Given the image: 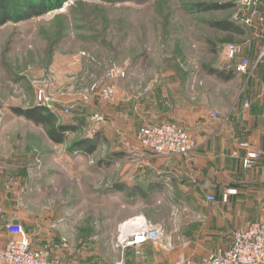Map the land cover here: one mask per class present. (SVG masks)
<instances>
[{"label":"rangeland","instance_id":"374dc122","mask_svg":"<svg viewBox=\"0 0 264 264\" xmlns=\"http://www.w3.org/2000/svg\"><path fill=\"white\" fill-rule=\"evenodd\" d=\"M60 1L54 6L50 0L54 7L40 15L18 18L30 13L22 9L4 20L0 11V227L11 216H23L32 242L38 248L44 243L42 250L52 254L57 243L42 242L35 233L34 221L43 219L44 233L70 250L64 264L162 261L154 245L174 257L182 243L172 237L121 249L140 224L129 218L132 209L126 203L103 194L115 168L130 165V155L114 157L109 152L117 144L97 136L86 160L68 146L88 134L85 126L104 119L114 98L121 97L120 106L129 105L124 97L145 95L164 72L215 70L210 65L221 60L218 47L228 36L218 25L251 12L247 15L239 0ZM15 108H44L58 115V124L81 127L66 131L65 141L57 144ZM158 209L172 211L165 203ZM173 209L178 213L173 218L186 221L183 209ZM58 217L61 223H53ZM176 220L166 222L170 235Z\"/></svg>","mask_w":264,"mask_h":264},{"label":"crops","instance_id":"0c3cea01","mask_svg":"<svg viewBox=\"0 0 264 264\" xmlns=\"http://www.w3.org/2000/svg\"><path fill=\"white\" fill-rule=\"evenodd\" d=\"M259 8L262 20L251 15L250 21L243 23L236 16L218 25L228 36L218 47L221 60L210 65L215 70L164 72L160 84L145 95L124 97L129 105L120 106L121 97L114 98V104L109 102L105 109L104 119L85 126L88 134L79 138L91 140L97 136L110 146L117 144L111 146L109 154L120 157L126 153L132 159L128 167L112 172L114 181L103 198L126 203L132 209L129 218H143L163 231L162 238L177 236L182 243L174 257L154 245L155 251L163 253V260L145 264H201L202 258L229 245L235 228L247 227L264 217V72L258 60L264 43V0H259ZM226 43L238 44L241 55L248 58L244 70L221 67V49ZM163 122L193 134L196 146L191 154L151 150L140 143L141 126ZM68 147L74 155L75 146ZM77 151L83 154V160L92 155ZM111 159L104 158L101 164ZM207 195L214 199L208 200ZM74 202L68 205L74 206ZM163 203L171 205L170 215L158 209ZM15 207L20 209L17 204ZM173 208L183 209L186 221H177L178 213ZM172 219L177 222H171L174 231L170 235L166 222ZM61 221L58 217L53 223ZM34 225L42 242L57 243L52 254L42 250L44 243L38 248L39 244L32 242L26 219L18 215L4 220L0 236L6 238L0 239V245L6 239L27 242L57 264H64L70 250L44 233L43 219L37 218Z\"/></svg>","mask_w":264,"mask_h":264},{"label":"built area","instance_id":"2783aa9c","mask_svg":"<svg viewBox=\"0 0 264 264\" xmlns=\"http://www.w3.org/2000/svg\"><path fill=\"white\" fill-rule=\"evenodd\" d=\"M241 6L262 20L259 8V0H239ZM251 15L239 20L247 23ZM222 68L230 70H244L249 63L247 57L240 53V47L236 43H226L221 49ZM259 60L264 72V43L262 44ZM140 143L151 150H165L172 154L187 156L196 146L193 134L174 123L163 122L159 124L143 125L138 129ZM208 200H213V195H207ZM145 221V220H144ZM163 231L153 227L147 222L138 225L132 231L125 244V248H140L149 242H161ZM0 264H57L56 260L47 257L41 251L36 250L27 242L15 239H6L0 245ZM122 264V261L117 262ZM201 264H264V217L256 219L247 227L235 228L229 245L218 248L208 258H202Z\"/></svg>","mask_w":264,"mask_h":264},{"label":"trees","instance_id":"16d2710c","mask_svg":"<svg viewBox=\"0 0 264 264\" xmlns=\"http://www.w3.org/2000/svg\"><path fill=\"white\" fill-rule=\"evenodd\" d=\"M56 3L54 6L59 5L60 0H53ZM60 1V2H59ZM113 4H118L125 1H134L137 4H145L152 0H108ZM19 5H23L24 8L19 7ZM50 4V0H40L39 2H35L32 0H0V11L2 13V18L4 20L15 18L13 14H21L22 9H27L30 11L29 14H22L18 18L28 17L32 14L40 15L44 13L49 7H54ZM5 13V14H4ZM2 19V20H3ZM16 113L30 120L35 125H41L45 128L48 138L57 144L63 143L66 139L65 132L68 130H74V126L70 127L69 125H61L58 124L59 117L56 113L50 112L44 108H36L30 111H23L22 109L15 108ZM86 142V143H84ZM82 143L79 149L92 153L93 148H91L90 144L92 140L89 139H79L73 143V146ZM72 146V147H73Z\"/></svg>","mask_w":264,"mask_h":264},{"label":"bare ground","instance_id":"6f19581e","mask_svg":"<svg viewBox=\"0 0 264 264\" xmlns=\"http://www.w3.org/2000/svg\"><path fill=\"white\" fill-rule=\"evenodd\" d=\"M81 144H82V143H79L78 145L75 146V150H76V151L79 149V147H80ZM137 223H138V224H142V220L140 221V220L138 219V220H137ZM174 239H175V240H179V238H178L177 236H175Z\"/></svg>","mask_w":264,"mask_h":264}]
</instances>
